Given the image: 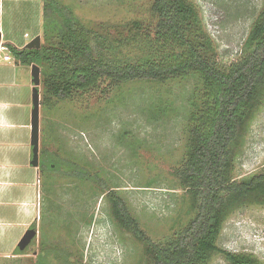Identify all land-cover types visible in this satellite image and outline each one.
Here are the masks:
<instances>
[{"label": "rangeland", "instance_id": "obj_1", "mask_svg": "<svg viewBox=\"0 0 264 264\" xmlns=\"http://www.w3.org/2000/svg\"><path fill=\"white\" fill-rule=\"evenodd\" d=\"M87 26L114 28L141 19L152 33V0H59ZM210 38L212 55L228 67L252 49L247 46L264 0H189ZM44 0H5L4 34L44 42ZM29 36L24 38V34ZM175 47H172L174 49ZM173 51V50H172ZM175 51H179L176 49ZM120 56L144 58L143 49H122ZM174 52V51H173ZM170 53L167 50L166 55ZM165 56V55H164ZM0 101L13 102L18 114L6 137L13 162L23 165L29 154L32 67L15 59L0 61ZM5 73V74H4ZM10 74L11 77H8ZM5 78V79H4ZM40 151L58 166L64 161L98 174L124 200L130 213L154 242L171 241L195 214L191 197L174 170L186 159L191 113L202 89L196 73L165 82L136 80L45 105L40 85ZM19 104L26 105L20 109ZM236 156L233 180L264 174V104L257 112ZM31 156V153H30ZM54 156V158H52ZM30 158V157H29ZM43 159V156L41 157ZM32 167V166H31ZM16 175V183L36 180L37 236L18 253L24 235L17 206H0V264H149L144 243L115 219L112 203L93 180H80L34 168ZM47 175V177H46ZM15 187V186H14ZM13 197L32 194L15 187ZM14 246L12 248V246ZM218 245L232 253L251 255L264 264V202L245 203L226 218ZM208 264H231L216 252Z\"/></svg>", "mask_w": 264, "mask_h": 264}, {"label": "trees", "instance_id": "obj_2", "mask_svg": "<svg viewBox=\"0 0 264 264\" xmlns=\"http://www.w3.org/2000/svg\"><path fill=\"white\" fill-rule=\"evenodd\" d=\"M151 12L152 33L138 18L114 28H93L61 1L44 0L41 47L8 45L18 64L40 66L45 105L51 99L103 92L121 83L165 82L198 74L202 89L190 117L186 159L174 170L195 214L176 237L160 244L146 235L124 200L98 174L92 176L71 161L59 167L45 150L40 151L39 169L47 175L61 171L97 182L109 197L117 222L144 243L149 264H208L216 252L231 264H258L251 255L223 250L218 239L232 211L245 203L264 202V174L240 182L232 175L239 147L264 104V6L246 43L252 49L228 67L220 66L212 55L210 38L189 0H152ZM129 47L148 54L138 59L121 57V48Z\"/></svg>", "mask_w": 264, "mask_h": 264}, {"label": "crops", "instance_id": "obj_3", "mask_svg": "<svg viewBox=\"0 0 264 264\" xmlns=\"http://www.w3.org/2000/svg\"><path fill=\"white\" fill-rule=\"evenodd\" d=\"M12 2H18L20 0H10ZM4 2L5 0H0V32L2 40L7 42L10 45H13L18 48H23L27 43L25 39L21 38L20 40H16L15 38H12V36H8L7 34H4L3 38V21L2 16L4 13ZM26 34V33H25ZM24 34V38L27 37ZM13 56V55H12ZM15 59V57L13 56ZM16 61V59H15ZM0 62V67H1ZM17 66H20L22 64H18L16 62ZM28 66V65H23ZM32 67V66H29ZM1 71V69H0ZM1 74V72H0ZM5 74V73H4ZM8 77H11L10 74H7ZM1 76V75H0ZM5 79V78H4ZM4 81H0V86L3 85V87H6ZM20 109H23L26 107L24 104L18 105ZM33 106V104H32ZM32 111V110H31ZM24 111H20L18 114L16 105L13 102L9 101H0V206L6 207V206H17L18 213L22 214V221L19 222V225L23 227L24 231L30 228L31 224L37 219V213H38V189L36 180H26L22 183H16L15 176L16 175H22L23 171H29L31 168H34V172L37 173V168L34 167L30 161L32 158V146L29 145V154L26 156L27 159L23 165H17L16 162H13L11 153L8 151V147L11 145V142L6 139L7 136H9L11 132V128L15 125L14 118L17 115L23 114ZM20 126H23V128L31 129V119L30 123H23ZM31 153V156H30ZM30 157V158H29ZM32 166V167H31ZM20 187L21 191L24 193H28L32 190V194H29L27 197H16L14 198L13 191L15 190V187ZM25 233V232H24ZM12 246V245H11ZM14 246H12L13 248Z\"/></svg>", "mask_w": 264, "mask_h": 264}, {"label": "water", "instance_id": "obj_4", "mask_svg": "<svg viewBox=\"0 0 264 264\" xmlns=\"http://www.w3.org/2000/svg\"><path fill=\"white\" fill-rule=\"evenodd\" d=\"M0 32V40H1ZM42 45L41 36L37 35L24 47L26 48H40ZM32 80H33V91H32V112H31V141L32 146V158L30 163L39 168L40 166V109H41V68L37 64L32 65ZM37 236V230L35 228H29L26 230L24 235L18 242V248L24 251Z\"/></svg>", "mask_w": 264, "mask_h": 264}, {"label": "built area", "instance_id": "obj_5", "mask_svg": "<svg viewBox=\"0 0 264 264\" xmlns=\"http://www.w3.org/2000/svg\"><path fill=\"white\" fill-rule=\"evenodd\" d=\"M25 36H29L28 33L25 34ZM11 59H14L11 52L10 48L7 42L0 40V61H10Z\"/></svg>", "mask_w": 264, "mask_h": 264}]
</instances>
